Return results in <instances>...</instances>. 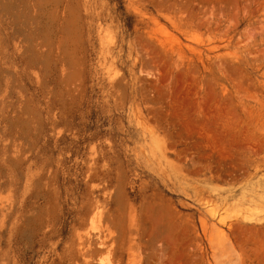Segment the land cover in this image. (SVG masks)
<instances>
[{
	"label": "rangeland",
	"instance_id": "obj_1",
	"mask_svg": "<svg viewBox=\"0 0 264 264\" xmlns=\"http://www.w3.org/2000/svg\"><path fill=\"white\" fill-rule=\"evenodd\" d=\"M0 264H264V0H0Z\"/></svg>",
	"mask_w": 264,
	"mask_h": 264
}]
</instances>
